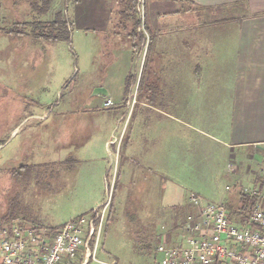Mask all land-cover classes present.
Segmentation results:
<instances>
[{
  "label": "rangeland",
  "instance_id": "374dc122",
  "mask_svg": "<svg viewBox=\"0 0 264 264\" xmlns=\"http://www.w3.org/2000/svg\"><path fill=\"white\" fill-rule=\"evenodd\" d=\"M19 12L31 19L27 7ZM2 27L16 29L11 22ZM113 47L128 44L96 34L84 40L77 32L69 43L0 33V226L20 221L41 231L108 202L96 258L83 257L84 263L161 264L156 247L179 240L171 233V216L191 205L190 193L202 202H223L233 215L240 195L264 184V145L227 146L219 127L224 124L212 128L193 122L213 133L216 139H211L169 119L168 131L183 138L177 161L169 156L166 169L154 170L126 163V132L115 167L114 148L104 144L105 133L113 127L118 136L124 121L114 120L112 109L92 108L101 104L94 90L106 89L95 85L112 89L124 82L127 72L121 73L123 60L113 57ZM145 53L144 48L137 56L130 52L126 60L134 91ZM170 63L146 57L142 82L159 76L150 68ZM163 108L192 121L190 110ZM80 254L68 261H77Z\"/></svg>",
  "mask_w": 264,
  "mask_h": 264
},
{
  "label": "crops",
  "instance_id": "0c3cea01",
  "mask_svg": "<svg viewBox=\"0 0 264 264\" xmlns=\"http://www.w3.org/2000/svg\"><path fill=\"white\" fill-rule=\"evenodd\" d=\"M26 7L31 19L22 18L19 12ZM56 11H63L69 20L71 41L77 32L84 40L96 34L128 44V47L112 48L116 53L113 57L123 60L121 73H128L126 60L131 58L130 52L133 54L129 0H52L49 11L39 17L26 0H0V33L57 43L36 39L29 34L30 30L9 33V28L2 27L7 22H11V27H22L37 18L52 20ZM144 11L150 34L146 57L152 62L171 60V63L150 68V73L159 76L156 80L141 81L140 86L137 83L135 91L131 80L126 92L125 79L129 73L123 83L112 84V89L105 83L95 85L105 87L108 94H94L100 97L101 104L92 108L112 109L113 119L124 121L118 136L112 134L113 127L105 133L104 144L114 148L115 167L117 159L119 164L117 156L122 152L126 132L127 156L123 159L126 163L154 170L162 166L166 169L169 156L177 161L183 138L168 131L169 119L198 134L206 131L198 129L193 122L207 123L212 128L217 123L224 124L219 127L227 138V146L264 145V0H144ZM232 11L238 13L232 17ZM105 99L112 105L103 107ZM165 106L190 110L192 121L169 113ZM37 117L41 119L43 115ZM206 133L216 139L213 133ZM116 171L118 174V168ZM188 201L192 204L189 197ZM171 218V232L179 236L178 241L172 240L176 244L190 233L188 227L200 215L186 222L181 219L180 232L175 231L177 223Z\"/></svg>",
  "mask_w": 264,
  "mask_h": 264
},
{
  "label": "built area",
  "instance_id": "2783aa9c",
  "mask_svg": "<svg viewBox=\"0 0 264 264\" xmlns=\"http://www.w3.org/2000/svg\"><path fill=\"white\" fill-rule=\"evenodd\" d=\"M135 8L145 52L150 34L144 0H136ZM111 105L109 99L102 102L103 107ZM189 200L199 208L200 219L188 227L190 233L181 242L156 247L161 264H264V184L244 225L230 221L223 202H202L193 193ZM107 203L66 220L56 230L40 231L20 221L0 226V264H60L64 258L69 264L80 251L85 259H95Z\"/></svg>",
  "mask_w": 264,
  "mask_h": 264
},
{
  "label": "trees",
  "instance_id": "16d2710c",
  "mask_svg": "<svg viewBox=\"0 0 264 264\" xmlns=\"http://www.w3.org/2000/svg\"><path fill=\"white\" fill-rule=\"evenodd\" d=\"M26 1L29 3L31 10L37 17L46 14L49 11L52 2V0H26ZM135 4H136V0H129V6L133 18V27L130 32V35L133 37L132 52L135 56H137L143 48L144 39L142 37V34H140L137 31V28L139 26V19L137 17ZM27 26L30 27L29 34L36 39H43L50 42L64 41L69 43L71 41V24L63 11H56L52 20H41L37 18L29 22ZM12 28H16V29L15 30L7 29V31L9 33L24 32L17 30L19 26L14 25ZM149 45L150 42L148 44L146 51H148ZM145 62H146V54L144 58V63L141 68L138 86H140L142 81ZM132 79H133V75L131 74L128 75L125 79L126 92L128 90L129 83L131 82ZM262 186L256 191L242 193L240 195L239 197L240 206L238 207L237 212L233 215L231 212H229L228 214L231 222H236L239 225H244L248 222V215L250 209L253 206V204L258 200V192L261 190ZM199 215L200 214L198 208L193 204H191L188 205L186 208L184 207L183 211H181L180 214L175 216L172 215V216L175 218L174 219L175 222H177V219H181V218L182 219L184 218L182 221L186 222V220L191 218L192 219L199 218ZM11 224L12 223H7L6 225H11ZM59 226L50 229L56 230ZM167 238H166V242H168ZM82 262H83V255L81 253L77 258V261L75 262L72 261L70 262V264H81ZM84 264H88V262Z\"/></svg>",
  "mask_w": 264,
  "mask_h": 264
},
{
  "label": "water",
  "instance_id": "95a60500",
  "mask_svg": "<svg viewBox=\"0 0 264 264\" xmlns=\"http://www.w3.org/2000/svg\"><path fill=\"white\" fill-rule=\"evenodd\" d=\"M94 94H101V95H107V91L104 88H97L94 90Z\"/></svg>",
  "mask_w": 264,
  "mask_h": 264
}]
</instances>
